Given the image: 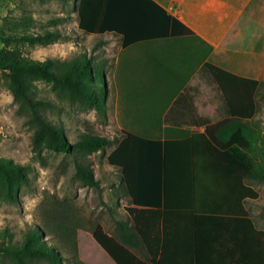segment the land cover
I'll return each instance as SVG.
<instances>
[{
    "label": "trees",
    "instance_id": "1",
    "mask_svg": "<svg viewBox=\"0 0 264 264\" xmlns=\"http://www.w3.org/2000/svg\"><path fill=\"white\" fill-rule=\"evenodd\" d=\"M73 5L79 31L96 37L119 36L122 48L193 35L152 0H76ZM63 37L53 29L24 41L48 45ZM0 78L32 130L31 152L36 156L42 151L75 154L74 178L83 187H97L85 158L115 144L106 160L120 172L129 201L127 218L115 222L113 236L95 226L88 264H264V233L256 228L244 205L258 197L250 183L264 184V134L253 123L260 81L203 64L197 78L215 94L225 116L216 123L204 118L199 123L183 122L204 126L203 133L163 142L126 131L121 132L120 141L84 133L72 144L64 129L46 118L45 112L55 106L38 98L34 83L51 84L59 100L83 110L92 108L105 118L102 66L84 54L69 60L36 61L11 49L0 52ZM192 90L184 89L172 110L182 109ZM198 148L203 160L209 154L207 160L217 170H225L230 180H194ZM28 169L0 158V199L16 202ZM173 223L181 224L177 234L168 229ZM44 235L33 227L18 244H11L7 231H0V255L14 264H62L63 258ZM178 237L181 242L175 243Z\"/></svg>",
    "mask_w": 264,
    "mask_h": 264
},
{
    "label": "rangeland",
    "instance_id": "2",
    "mask_svg": "<svg viewBox=\"0 0 264 264\" xmlns=\"http://www.w3.org/2000/svg\"><path fill=\"white\" fill-rule=\"evenodd\" d=\"M75 1L0 0V52L13 49L36 61L69 60L84 54L95 65L103 67L105 118L92 108L83 110L76 104L59 100L51 84L34 83L38 98L55 106L45 112L46 118L64 129L70 143L84 133L117 141L122 139V131L152 137L163 126L162 112L177 91L181 78L190 76L192 70L183 73L179 69L178 56L182 53L178 49L171 54L167 68L155 70L144 63V52L135 51L126 55V64L116 68L119 42L109 35L96 37L79 31ZM53 29H58L65 37L48 45H31L24 41ZM132 60L139 62L131 66L128 62ZM127 65L129 67L124 69ZM255 75L261 86L253 123L264 134V68ZM198 85V107L205 111L208 104L215 120L216 97L211 90ZM25 123L26 116L19 112L0 78V158L29 168L25 182L19 186L16 202L0 199V231L6 230L11 244H18L28 229L38 228L45 234L47 244L63 258L62 264H88L93 245L90 235L95 226H101L106 234L113 236L115 222L127 218L125 210L129 201L122 189L120 172L110 167L106 160L115 144L85 158L97 187H83L74 178L78 157L47 151L34 155L30 147L32 130ZM250 185L258 197L246 202L245 208L256 228L264 233V184L252 182ZM97 259L96 255L93 261ZM0 264L14 263L0 255ZM29 264L47 263L32 261ZM100 264L108 263L101 261Z\"/></svg>",
    "mask_w": 264,
    "mask_h": 264
},
{
    "label": "crops",
    "instance_id": "3",
    "mask_svg": "<svg viewBox=\"0 0 264 264\" xmlns=\"http://www.w3.org/2000/svg\"><path fill=\"white\" fill-rule=\"evenodd\" d=\"M152 1L164 9L168 15L179 20L193 35L174 39L142 41L125 48H122L119 36L112 34L102 36H112L119 42L118 55L115 58L116 68L127 63L126 55H130L131 51L144 52L146 54L144 63L154 67L155 70L167 68L170 65L172 53H177L178 50L182 53L181 57L178 56L179 69L183 73L192 70L191 75L181 78L177 91L170 98L161 115V120L168 121V123H164L159 132H154L151 139L162 142L184 140L204 132V126L183 123L184 121L199 123V118H204L216 123L225 117L220 111V103L217 98L218 106L214 108L217 113L215 120L211 116L212 110L209 109L208 104H206L205 111L198 107L197 101L200 93L198 84L208 88L197 78V72L203 64L215 66L239 77L259 81V77L255 74L257 71L260 72L261 67L264 68V0ZM185 39H188L189 42H185ZM243 44L244 47H242ZM138 62L132 60L128 63L133 65ZM128 67L127 65L123 68ZM171 71V74H174V71ZM167 77L173 78L172 75ZM184 89H193L189 92L190 100L187 99V102L182 105V109L172 110L173 103ZM198 151L202 150L198 148ZM208 156L209 154L205 155L206 159L203 160L204 156L201 152L197 155L198 166L194 180H230L225 170L219 171L212 166L213 163L207 160ZM173 179L183 180L177 177ZM180 226L181 224L173 223L169 225L168 229L173 234H177V231H181ZM180 242L178 237L175 243ZM170 245L175 244L173 242ZM136 254L144 256L143 251H137Z\"/></svg>",
    "mask_w": 264,
    "mask_h": 264
}]
</instances>
